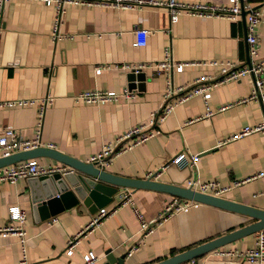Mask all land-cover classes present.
<instances>
[{
	"label": "crops",
	"instance_id": "crops-1",
	"mask_svg": "<svg viewBox=\"0 0 264 264\" xmlns=\"http://www.w3.org/2000/svg\"><path fill=\"white\" fill-rule=\"evenodd\" d=\"M180 1L228 3V0ZM250 1L252 4L264 2ZM167 8L153 3H136L130 7L67 3L59 28L69 35L53 40L51 5L42 0H7L0 30V99L53 95V102L43 115L42 140L86 160L127 126L146 121L151 111L161 105L165 87L164 76L146 66L142 69L144 83L133 97L104 102L74 100L72 95L83 88L120 90L127 84L129 69L105 66L95 72L96 64L154 61L160 59L165 46H169L174 58L196 60L173 72V82L185 85L198 76L219 72L218 64L200 60L248 62L245 14L228 19L219 13L181 11L171 20ZM137 26L150 29L142 45L133 43ZM255 29L260 40L259 56L264 58V23H258ZM252 77L247 72L220 82L210 89L207 98L200 93L189 96L159 122V132L119 152L108 164L99 167L118 175L150 177L184 186L190 176L203 180L216 178L223 184L240 179L218 195L264 208V174H257L264 168L263 132L255 130L222 141L242 125L264 118L260 100L242 99L251 91ZM37 107L35 102L0 104V129L11 125L23 135L33 136ZM207 108L213 112L205 114ZM180 150L196 153L195 163L171 162V157ZM32 157L46 164L64 163L46 154ZM148 171L154 173L147 175ZM71 173L73 179H79L81 171L75 169ZM124 187L130 189L132 203L144 218L155 215L165 202L178 195L149 186L118 185L117 190ZM115 202L114 195L103 206L110 207ZM132 203H123L103 217L85 235L78 237L72 252L67 254V239L78 232L96 209L91 210L89 204L79 199L54 213L57 221L48 222L47 217L40 218L34 208L27 176H19L14 181L1 180L0 226L10 221L8 206L18 204L26 212L28 239L25 261L20 262L22 254L17 236L0 234V264H81L82 254L88 250L97 255L90 264H104L108 248L117 256L126 252L138 237L139 221ZM255 219L240 211L193 199L147 234L137 249L124 256V263H154ZM255 237V231L248 232L172 264H256L238 254L221 252L226 248L251 246Z\"/></svg>",
	"mask_w": 264,
	"mask_h": 264
},
{
	"label": "built area",
	"instance_id": "built-area-1",
	"mask_svg": "<svg viewBox=\"0 0 264 264\" xmlns=\"http://www.w3.org/2000/svg\"><path fill=\"white\" fill-rule=\"evenodd\" d=\"M7 0H0V30L3 23V7ZM44 3L49 4L53 8V18L51 24V37L53 40L63 38L69 34L60 30V24L62 22V12L67 3H78L85 5H112L118 7H130L136 3H153L164 4L168 8V12L171 20H175L181 11H187L192 13H219L224 14L228 19H235L240 14L241 10H245L246 21V40L247 49L249 55V61L244 64H235L230 60H221L216 58L200 60L201 62H207L211 64H218L220 66L219 72L210 76H198L194 78L189 84H175L173 82V72L180 71L187 62L174 58L172 56L169 46H165L163 50V56L158 60H146L136 63L130 62H114L112 64H96L95 72H99L105 66H119L125 69L138 71L148 66L153 69L157 74H162L165 79V87L163 89L161 105L151 111L148 119L143 122L131 124L124 128L121 132H118L113 139L107 140L101 146V148L90 154L86 160L92 161L98 166L106 165L110 162V159L121 151L131 148L133 145L147 139L151 135L160 131L159 122L162 121L169 112L175 107L176 104L182 102L189 96L200 93L203 98H207L210 95V89L220 82L228 79L238 78L244 73L252 74V87L247 96L242 99L256 98L260 100L264 107V58L259 56L260 40L259 35L255 29L256 25L260 22L264 23V2L260 4H252L250 0H228L227 4L215 5L202 2H184L180 0H42ZM149 28L144 26H137L134 29L135 40L134 44L142 45L146 42V37ZM199 61V60H197ZM205 79L204 82H201ZM137 86L129 87L125 84L120 90L110 88H83L75 92L72 98L76 101L83 102H104L110 100H117L119 98L133 97L136 94ZM54 96L51 94L41 95L39 97H14L0 99V104L11 105H23V104H37V116H36V128L33 136H25L19 130L15 129L11 125H4L0 129V156L7 155L13 151L20 149H27L38 145L52 146V142H44L41 138V124L46 107L53 102ZM220 106L219 108H222ZM212 109L207 108L205 114H211ZM259 130L264 134V118L253 124H244L238 130L231 133L225 139L235 138L244 135L248 132ZM196 153L187 154L186 151L180 150L174 156L171 157V162L182 163H195ZM73 167L65 163H41L36 157H27L19 159L14 162H10L0 166V181L9 180L14 181L19 176L39 175L45 173H52L56 171L63 172ZM154 172L148 171L147 175H151ZM257 174H264V168L257 172ZM245 178H248L247 176ZM240 179L233 180L232 183L237 184ZM231 183V184H232ZM231 184H223L216 178L200 179L198 176H190L185 180V186L202 192H209L212 194H220L224 190L228 189ZM118 197L114 205L110 207L99 206L96 208L90 219L76 232V234L70 236L66 242L65 252L70 254L73 250V246L78 240V237L85 235L86 231L93 225L97 224L103 217L112 214L115 209L123 203L131 202L130 189L124 187L120 189ZM192 198L180 197L174 195L169 199L162 208L153 216L144 218L140 210L136 205L132 203V209L139 221V227L137 229L138 237L136 240L128 246L125 255L130 254L133 250L137 249L145 240V236L154 230L156 226L161 224L174 212L187 206ZM9 220L0 226V234L8 235L15 234L20 246L22 257L20 262L25 261V250L27 246L28 234L25 228V209L18 204H10L8 206ZM58 217L52 214L47 217L48 222L57 221ZM255 242L251 246H247L243 249L226 248L221 252L229 254L235 253L250 262L256 264H262L264 262V226L258 228L256 231ZM83 260L81 264H90L96 258L97 255L93 250H88L82 254Z\"/></svg>",
	"mask_w": 264,
	"mask_h": 264
},
{
	"label": "water",
	"instance_id": "water-1",
	"mask_svg": "<svg viewBox=\"0 0 264 264\" xmlns=\"http://www.w3.org/2000/svg\"><path fill=\"white\" fill-rule=\"evenodd\" d=\"M240 13L244 17L245 10L242 9ZM247 61H249V57ZM144 79L145 74L142 69L138 71H133L132 69L127 71V85L129 87L137 86V88H141ZM40 154L50 155L73 167L72 170L68 169L63 172L56 171L27 176L29 185L32 188V200L35 202L34 208H37L40 218H45L57 213L64 207L76 203L79 199L89 204L91 210H95L114 195L116 198L118 197V193L121 191L117 190L118 185L160 188L181 196L240 211L256 217L255 220L247 224L190 246L151 264H172L186 258H191L199 253L219 246L248 232L256 231L258 228L264 226V208L231 200L221 195L195 190L188 186L163 182L150 177H131L114 174L97 166L92 161L76 158L52 146L38 145L13 151L7 155H1L0 165ZM75 169L81 171L79 179H77V177L73 179L71 176V174H73L71 172ZM124 256L125 252L116 256L108 248L106 250L104 264H125Z\"/></svg>",
	"mask_w": 264,
	"mask_h": 264
}]
</instances>
